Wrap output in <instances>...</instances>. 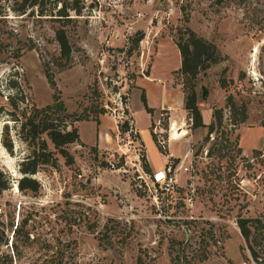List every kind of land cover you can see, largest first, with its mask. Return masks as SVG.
I'll return each instance as SVG.
<instances>
[{
	"label": "rangeland",
	"instance_id": "obj_1",
	"mask_svg": "<svg viewBox=\"0 0 264 264\" xmlns=\"http://www.w3.org/2000/svg\"><path fill=\"white\" fill-rule=\"evenodd\" d=\"M77 2L80 16L70 13L62 27L69 57L57 65L60 24L17 16L21 0H0V171L8 178L0 192V264H136L138 257L172 264L175 255L178 264H264V0ZM185 26L219 55L194 81L179 72L173 42ZM188 83L204 125L214 124L211 134L190 129ZM53 93L66 113L87 117L74 126L94 146L79 139L67 147L71 165L56 156V170L34 175L37 192H17L18 163L29 151L12 119L50 105ZM122 123L127 130L119 133ZM4 124L11 154L1 146ZM173 125L186 134L170 140ZM164 165L175 169L167 191L149 181ZM240 219L249 220L246 242ZM17 223L35 241L18 239L15 255Z\"/></svg>",
	"mask_w": 264,
	"mask_h": 264
},
{
	"label": "trees",
	"instance_id": "obj_2",
	"mask_svg": "<svg viewBox=\"0 0 264 264\" xmlns=\"http://www.w3.org/2000/svg\"><path fill=\"white\" fill-rule=\"evenodd\" d=\"M82 7L78 5L77 0H21L18 8L12 10L17 16H36L38 20H49L51 22L59 23V28L53 32L54 41L58 47L57 65L60 61L67 60L70 53V48L66 39V35L62 27H64L70 20L71 14L73 16H80ZM142 39V34L137 32L134 37V42L138 43ZM173 42L180 56L179 72L183 77L189 81H194L195 77L209 68L210 65L219 61V55L215 47L198 37L189 28L182 27L176 30L173 35ZM44 77L51 89H54V82L51 76L48 64L44 65ZM184 94L183 109L190 120V129L206 128L207 134H211L213 130V123L205 126L202 123L200 113L196 107L195 94L193 91V83H188L187 86L182 87ZM202 96H205V90H202ZM52 102L42 108H31L27 116L23 114L22 120L12 119L15 122L16 135L20 142L27 146L28 154L19 163L17 172L19 178L14 183L17 192L35 193L39 190V184L34 179V175L40 171L42 167H48L52 170L57 168L56 156L63 160V164L69 166L72 164V157L67 151V147L72 144H79L77 128L74 123L78 121H86L87 117H78L68 114L65 111L63 104L60 102L56 93L51 96ZM11 101V98H9ZM139 102L146 114H149L150 109L146 107L145 98L140 95ZM11 106H15L10 102ZM1 112V107H0ZM215 124L220 123V111L216 110L212 114ZM97 123L96 119L93 120ZM119 133L127 130V124L122 123L117 127ZM5 139L1 140V146L4 150L11 154L12 142L8 137L7 126H3ZM44 137V138H42ZM52 146L53 151L47 147L46 141ZM147 173L146 166L144 167ZM8 178L0 171V192L7 190ZM249 220H237L236 225L240 236L246 242L249 238L250 232L247 226ZM24 223H17L11 235V250L17 255L16 241L20 239V244L29 246L34 239L29 240L28 233L23 231ZM263 234H264V228ZM5 244V241H4ZM250 255L256 259V255L251 251ZM9 257V256H8ZM207 257L204 252L197 256L198 261H203ZM54 258V257H53ZM172 264H178V256L175 255ZM10 264V260H8ZM245 263V262H243ZM55 264H61L58 260ZM136 264H144L140 257L137 258Z\"/></svg>",
	"mask_w": 264,
	"mask_h": 264
},
{
	"label": "built area",
	"instance_id": "obj_3",
	"mask_svg": "<svg viewBox=\"0 0 264 264\" xmlns=\"http://www.w3.org/2000/svg\"><path fill=\"white\" fill-rule=\"evenodd\" d=\"M169 139V138H168ZM163 142H160V144ZM112 167V166H110ZM180 167H178L179 169ZM187 169L182 168V171L185 172ZM175 171L169 165H164L162 168L155 170L149 176V181L152 185L157 186L159 189L167 191L172 186V179L170 177V173ZM245 264V263H243Z\"/></svg>",
	"mask_w": 264,
	"mask_h": 264
},
{
	"label": "bare ground",
	"instance_id": "obj_4",
	"mask_svg": "<svg viewBox=\"0 0 264 264\" xmlns=\"http://www.w3.org/2000/svg\"><path fill=\"white\" fill-rule=\"evenodd\" d=\"M171 131L173 132V136L170 137V140H174L175 138L177 137H180V136H184L186 133H185V130H176L174 125H173V128H171Z\"/></svg>",
	"mask_w": 264,
	"mask_h": 264
},
{
	"label": "crops",
	"instance_id": "obj_5",
	"mask_svg": "<svg viewBox=\"0 0 264 264\" xmlns=\"http://www.w3.org/2000/svg\"><path fill=\"white\" fill-rule=\"evenodd\" d=\"M201 119H202V123L203 124H205L204 123V120H205V117H203V115H202V117H201ZM91 123V122H90ZM207 123V122H206ZM79 126V125H78ZM78 126H77V128H78ZM80 139V138H79ZM81 140V142L83 143V144H85V145H87V146H90V145H92L93 144V146H94V142H85L84 140H82V139H80ZM98 143V142H97ZM147 161H148V159H147ZM148 165H150V163H149V161H148Z\"/></svg>",
	"mask_w": 264,
	"mask_h": 264
},
{
	"label": "water",
	"instance_id": "obj_6",
	"mask_svg": "<svg viewBox=\"0 0 264 264\" xmlns=\"http://www.w3.org/2000/svg\"><path fill=\"white\" fill-rule=\"evenodd\" d=\"M15 186V189H16V185H14Z\"/></svg>",
	"mask_w": 264,
	"mask_h": 264
}]
</instances>
